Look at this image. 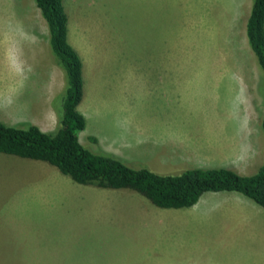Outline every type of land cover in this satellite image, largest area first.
Returning <instances> with one entry per match:
<instances>
[{
    "label": "rangeland",
    "instance_id": "rangeland-1",
    "mask_svg": "<svg viewBox=\"0 0 264 264\" xmlns=\"http://www.w3.org/2000/svg\"><path fill=\"white\" fill-rule=\"evenodd\" d=\"M250 2L62 0L81 61L80 144L157 174L212 166L254 174L264 157V82L244 35ZM61 85L33 0H0V122L50 131ZM200 207L161 209L133 191L78 185L46 163L0 154V264L262 259L250 223Z\"/></svg>",
    "mask_w": 264,
    "mask_h": 264
},
{
    "label": "trees",
    "instance_id": "trees-1",
    "mask_svg": "<svg viewBox=\"0 0 264 264\" xmlns=\"http://www.w3.org/2000/svg\"><path fill=\"white\" fill-rule=\"evenodd\" d=\"M46 28L47 53L60 71L62 85L51 98L54 126L42 131L36 125L0 122V154L46 163L73 183L100 189H127L161 209L193 206L208 192H234L264 211V157L257 171L243 176L226 168H190L178 174H157L134 169L112 153H92L78 134L85 120L77 106L82 99L81 61L67 40V19L62 0H33ZM244 35L264 82V0H251ZM260 129L264 148V95ZM89 143L96 144L94 136Z\"/></svg>",
    "mask_w": 264,
    "mask_h": 264
},
{
    "label": "crops",
    "instance_id": "crops-1",
    "mask_svg": "<svg viewBox=\"0 0 264 264\" xmlns=\"http://www.w3.org/2000/svg\"><path fill=\"white\" fill-rule=\"evenodd\" d=\"M167 78H169V76H167ZM248 144H250L249 148H251V144H253V142L251 143V141L248 140ZM227 151H231L230 148ZM105 152L110 153L108 150H106ZM231 155H235V154H231ZM225 157L222 158V161L224 160ZM226 161L228 160L226 159L225 162ZM220 167L225 168L222 166H212V167H203V168H220ZM226 169L232 170L237 174L241 172L238 171L237 168L234 169L226 168ZM243 176H248V175H243ZM208 193L211 194L210 195H204L205 193L202 194L197 200V202L193 206H191V208L198 211L201 209L200 207L201 202H206L209 204V206L218 205L220 207H223L228 213L235 212L236 214L234 218H237L238 215L240 218V222L251 224V228L253 231V240L256 239L257 243L264 245V211H261L262 209L259 206L255 205L250 200L234 192H208ZM256 220H257L256 224L251 223L252 221H256ZM238 226H240V223ZM261 262H264V256L262 257V259L261 257H259L252 264H260Z\"/></svg>",
    "mask_w": 264,
    "mask_h": 264
}]
</instances>
